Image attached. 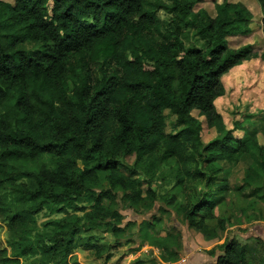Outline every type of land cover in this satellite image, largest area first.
<instances>
[{
    "label": "trees",
    "instance_id": "obj_1",
    "mask_svg": "<svg viewBox=\"0 0 264 264\" xmlns=\"http://www.w3.org/2000/svg\"><path fill=\"white\" fill-rule=\"evenodd\" d=\"M199 1H0V264H69L86 249L101 258L112 248L93 234L116 247L125 232L118 202L141 216L156 203L176 208L177 192L187 227L219 239L223 224L211 222L230 186L218 164L248 156L245 181L264 177V145L237 123L240 139L229 131L202 142L191 112L214 115L221 77L250 53L226 39L248 34L251 15L223 0L210 17L195 11ZM157 181L176 187L159 196ZM159 220H143L139 233L165 248L170 233L149 234ZM218 251L215 264H264L234 240Z\"/></svg>",
    "mask_w": 264,
    "mask_h": 264
},
{
    "label": "rangeland",
    "instance_id": "obj_2",
    "mask_svg": "<svg viewBox=\"0 0 264 264\" xmlns=\"http://www.w3.org/2000/svg\"><path fill=\"white\" fill-rule=\"evenodd\" d=\"M12 4L13 0H0ZM223 0H200L195 11L203 9L210 17L215 16L214 5ZM229 3L241 4L251 15L248 21L250 32L226 39L229 49L236 50L249 47V58L232 68L221 77V95L214 101V115L206 117L198 111L191 112V116L201 124V139L207 144L231 131L235 139L244 134L234 130V124H241L249 135L257 136L260 145H264V24L263 11L257 0H227ZM161 18L163 14H160ZM164 119L166 133L174 124L172 117L165 111ZM264 151V146L262 147ZM253 161L244 156L237 165L221 162L222 169L219 181L227 180L230 193L225 195L224 204L215 209L217 220L211 222V227L218 229V222H222L223 231L217 230L219 239L207 240L195 230L187 227L183 220L180 206H183V195L177 192V204L165 207L156 203L146 215L136 216L134 210L127 209L118 202L115 207L122 216L121 228H124L119 246L115 247L110 235L93 234L100 246H111L109 252H104L101 258H96L92 249L77 250L72 255L69 264H215L220 254L218 247L224 241L234 240L240 246L254 250L259 257L264 258V177L246 182L245 175L252 171ZM174 183L163 185L162 181L151 184V189L163 196L175 189ZM200 185L198 190H204ZM164 213H158V208ZM140 214L146 211L139 209ZM143 212V213H142ZM152 216L160 218L159 229L151 230L152 237L172 236V243L165 248L150 246L149 238L141 236L138 225ZM41 214L38 222L47 220ZM133 223L134 226L128 225ZM7 232L0 227V248H6ZM213 251V256L207 252ZM110 255V260L104 258Z\"/></svg>",
    "mask_w": 264,
    "mask_h": 264
}]
</instances>
